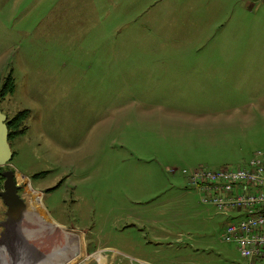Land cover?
I'll return each instance as SVG.
<instances>
[{
    "label": "rangeland",
    "instance_id": "1",
    "mask_svg": "<svg viewBox=\"0 0 264 264\" xmlns=\"http://www.w3.org/2000/svg\"><path fill=\"white\" fill-rule=\"evenodd\" d=\"M262 6L0 0V90L10 75L14 85L0 111L15 134L0 172L36 210L45 193L83 240L75 251L46 225L44 252L4 239L0 263L71 264L80 252L72 264H243L222 239L227 216L183 171L242 167L264 149Z\"/></svg>",
    "mask_w": 264,
    "mask_h": 264
},
{
    "label": "built area",
    "instance_id": "2",
    "mask_svg": "<svg viewBox=\"0 0 264 264\" xmlns=\"http://www.w3.org/2000/svg\"><path fill=\"white\" fill-rule=\"evenodd\" d=\"M183 173L204 203L227 216L222 239L236 245L243 264H264V149L242 167Z\"/></svg>",
    "mask_w": 264,
    "mask_h": 264
},
{
    "label": "crops",
    "instance_id": "3",
    "mask_svg": "<svg viewBox=\"0 0 264 264\" xmlns=\"http://www.w3.org/2000/svg\"><path fill=\"white\" fill-rule=\"evenodd\" d=\"M263 7L264 6H262L260 8H263ZM258 9H257V11H258ZM194 68L201 69V68H204V66H202V67L196 66ZM210 69H211V66L208 64L207 70H206L207 77H208V73L211 72ZM194 72H199V70H196ZM202 78H206L204 74H203ZM38 193L40 195H37L35 197V200L37 201L38 205H40V203H41V209L36 210L33 207V205H34L33 204V196L31 194H29V195L27 194L28 196H30L29 198H27V199H29V204L22 211V213H20L18 215V217L16 218V220H18V222L16 221V224L12 223V225L8 226V228H7L8 231L5 230V222L7 221V216H6L7 209L5 210V209L0 207V211L4 210L3 212L5 215L4 218L0 217V220H1V222H0V244H2L3 240L6 237L7 242H8V247H16V242H14L13 240L15 238H17V239L23 238V241L26 242L25 246L27 249H30L33 253H35V252L36 253H39V252L42 253L46 250V241H44V239H46V230L48 231V233L51 236H53V233H52L53 230L52 231L50 230L51 227L50 228L48 227L46 229V225L47 226L52 225V226H54V229H55V226H57V228H59V231L63 232L64 233L63 235H65L69 238L71 244L73 242H75V243L82 242L83 243V240L79 235L67 233L68 230L66 229V227L62 223L55 221L50 216L49 212L46 209V204L44 203V198H46V194L43 192H38ZM27 199H25V200H27ZM40 212H42L45 216H46V212H47V214L49 215L52 222H47L46 217H42ZM6 245L7 244H3V245H0V247L6 246ZM8 247H6V248H8ZM82 247H83V244H82ZM22 248H24V247L22 246ZM80 249H81V247H80ZM31 263L32 264H46V261L44 259L39 260L37 258H34ZM0 264H2V263H0Z\"/></svg>",
    "mask_w": 264,
    "mask_h": 264
},
{
    "label": "water",
    "instance_id": "4",
    "mask_svg": "<svg viewBox=\"0 0 264 264\" xmlns=\"http://www.w3.org/2000/svg\"><path fill=\"white\" fill-rule=\"evenodd\" d=\"M13 156L9 143L7 116L0 111V167L9 164ZM3 176L6 178L5 189H0V198L7 207V222L5 223V227L8 228L12 223L16 224V218L26 208V202L18 193L20 185H18L14 173L6 171L3 173Z\"/></svg>",
    "mask_w": 264,
    "mask_h": 264
},
{
    "label": "trees",
    "instance_id": "5",
    "mask_svg": "<svg viewBox=\"0 0 264 264\" xmlns=\"http://www.w3.org/2000/svg\"><path fill=\"white\" fill-rule=\"evenodd\" d=\"M12 82H13V77H12V75L8 76V77L5 79V81H4V83H3L2 87H1V90H0V99H4L5 96H7V95L10 94V93H13V91H14V85H13ZM16 124H17V122H16ZM7 125H8V128H9V131H10V123L7 122ZM25 130H26V129H24L23 131H25ZM14 135H15V134H14ZM14 135L10 134V135H9V139H10L11 137H13ZM17 135H19V134L17 133ZM1 173H2V171L0 172V175H1Z\"/></svg>",
    "mask_w": 264,
    "mask_h": 264
},
{
    "label": "bare ground",
    "instance_id": "6",
    "mask_svg": "<svg viewBox=\"0 0 264 264\" xmlns=\"http://www.w3.org/2000/svg\"><path fill=\"white\" fill-rule=\"evenodd\" d=\"M37 217H38V216H37ZM17 221H18V220H17ZM30 230H31V229H30ZM32 231H33V230H32ZM67 235H68V234H67ZM66 238H67V240H66L67 243H71L70 240H69V238H68L67 236H66ZM71 239H72V238H71ZM68 241H69V242H68ZM81 241H82V240H81ZM72 244H73V247H74L75 251L79 250L80 247H81V249H82V244H83L82 242H80V243H75V242H73ZM72 244H71V245H72ZM73 247H72V248H73ZM76 249H77V250H76ZM81 251H82V250H81ZM72 253H73V252H72ZM72 253H71V254H72ZM75 253H77V252H75ZM80 256H81V255H80V252H79L78 254H74V253H73L72 258L69 260L68 263H71V264L74 263V261L76 260V258H78V257H80ZM60 264H61V263H60ZM66 264H67V263H66Z\"/></svg>",
    "mask_w": 264,
    "mask_h": 264
},
{
    "label": "flooded vegetation",
    "instance_id": "7",
    "mask_svg": "<svg viewBox=\"0 0 264 264\" xmlns=\"http://www.w3.org/2000/svg\"><path fill=\"white\" fill-rule=\"evenodd\" d=\"M5 180H6V179H5V177L3 176V172H2V173H1V176H0V189H1V190H4V189H5ZM22 192H23V188H21V186H20L19 194H21ZM6 222H7V221H6ZM6 222H5V223H6ZM55 229L57 230V229H59V228H55ZM5 230L8 231L6 227H5ZM4 234H5V233H4ZM6 234H7V233H6ZM5 239H6V237H5ZM1 240H2V239H1Z\"/></svg>",
    "mask_w": 264,
    "mask_h": 264
}]
</instances>
